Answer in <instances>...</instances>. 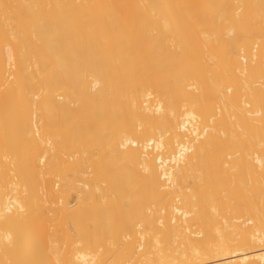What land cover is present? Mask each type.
I'll return each mask as SVG.
<instances>
[{
  "label": "bare ground",
  "instance_id": "bare-ground-1",
  "mask_svg": "<svg viewBox=\"0 0 264 264\" xmlns=\"http://www.w3.org/2000/svg\"><path fill=\"white\" fill-rule=\"evenodd\" d=\"M0 264H264V0H0Z\"/></svg>",
  "mask_w": 264,
  "mask_h": 264
}]
</instances>
